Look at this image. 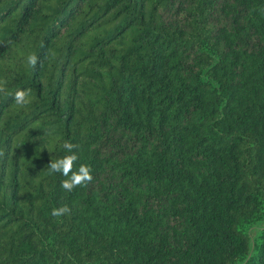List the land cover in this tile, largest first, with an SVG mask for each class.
<instances>
[{
	"label": "trees",
	"instance_id": "obj_1",
	"mask_svg": "<svg viewBox=\"0 0 264 264\" xmlns=\"http://www.w3.org/2000/svg\"><path fill=\"white\" fill-rule=\"evenodd\" d=\"M0 81V264H264V0H0Z\"/></svg>",
	"mask_w": 264,
	"mask_h": 264
},
{
	"label": "clouds",
	"instance_id": "obj_2",
	"mask_svg": "<svg viewBox=\"0 0 264 264\" xmlns=\"http://www.w3.org/2000/svg\"><path fill=\"white\" fill-rule=\"evenodd\" d=\"M45 58H47V54ZM37 63L38 57L35 54L27 56L26 64L28 66L35 68ZM0 93L7 95L6 82L0 81ZM29 97L30 90H18L14 94L13 100L16 105L23 107L31 102ZM62 147L71 154L56 160L52 159L46 166L49 174L60 173L66 177V179L61 181V189L66 192H72L77 187H86L93 180L91 168L85 164H80L77 170H73L75 163L79 159L78 154L74 151L78 146L71 141H64ZM65 214H71V208L68 205L53 208L51 211L53 217H61Z\"/></svg>",
	"mask_w": 264,
	"mask_h": 264
}]
</instances>
